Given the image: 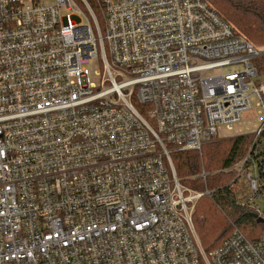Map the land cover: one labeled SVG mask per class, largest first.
Segmentation results:
<instances>
[{
	"label": "built area",
	"instance_id": "2783aa9c",
	"mask_svg": "<svg viewBox=\"0 0 264 264\" xmlns=\"http://www.w3.org/2000/svg\"><path fill=\"white\" fill-rule=\"evenodd\" d=\"M260 55L206 0H0V264H264L203 248L173 164L263 136Z\"/></svg>",
	"mask_w": 264,
	"mask_h": 264
},
{
	"label": "trees",
	"instance_id": "16d2710c",
	"mask_svg": "<svg viewBox=\"0 0 264 264\" xmlns=\"http://www.w3.org/2000/svg\"><path fill=\"white\" fill-rule=\"evenodd\" d=\"M206 1L256 48L264 50V0ZM96 14L100 20L101 15ZM262 64L257 63L258 73H264ZM249 156L245 172L240 175L237 167ZM173 164L183 185L205 194L197 203L193 219L207 252L222 248L235 232L252 243L264 238V226L250 216L264 217L257 205L259 198L264 199V134L258 139L253 134L219 139L201 151L179 152ZM249 172L260 184L256 201L251 199Z\"/></svg>",
	"mask_w": 264,
	"mask_h": 264
},
{
	"label": "rangeland",
	"instance_id": "374dc122",
	"mask_svg": "<svg viewBox=\"0 0 264 264\" xmlns=\"http://www.w3.org/2000/svg\"><path fill=\"white\" fill-rule=\"evenodd\" d=\"M41 1H43V3H45V4H52V3H54L55 0H41ZM258 50H259L261 55L253 60V63H254V66H255L256 69H258L257 63H259L260 65H263L262 62H264V54H263L264 50L263 51L260 50V49H258ZM256 61H258V62H256ZM240 69H241L240 66H232V67H228V68H224V69H221V70H217V71L211 72L209 74V76L225 75V74H228V73H232L234 71H239ZM91 70H92V73H94V71H98L99 70V65L98 64L91 65ZM256 81L258 83H264V73H258V77L256 78ZM255 105H256V102H255ZM260 117H264V112L262 110L254 108L253 111H251V112H249V113H247L245 115L244 126L240 125V127H243V128L245 127L248 130L252 131L253 129H255L257 127H260L262 125V123L259 122V118ZM257 205L259 206V208L262 211V213H264V199L263 198H259L257 200ZM195 210H196V208H195Z\"/></svg>",
	"mask_w": 264,
	"mask_h": 264
},
{
	"label": "water",
	"instance_id": "95a60500",
	"mask_svg": "<svg viewBox=\"0 0 264 264\" xmlns=\"http://www.w3.org/2000/svg\"><path fill=\"white\" fill-rule=\"evenodd\" d=\"M250 216L256 220L257 224L264 226V217H261L257 214H250Z\"/></svg>",
	"mask_w": 264,
	"mask_h": 264
}]
</instances>
